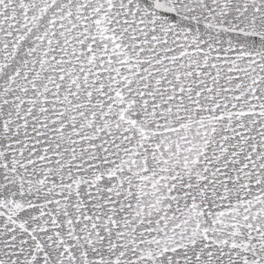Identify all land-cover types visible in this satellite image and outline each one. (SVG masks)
<instances>
[{"label":"snow or ice","instance_id":"snow-or-ice-1","mask_svg":"<svg viewBox=\"0 0 264 264\" xmlns=\"http://www.w3.org/2000/svg\"><path fill=\"white\" fill-rule=\"evenodd\" d=\"M0 264H264V0H0Z\"/></svg>","mask_w":264,"mask_h":264}]
</instances>
